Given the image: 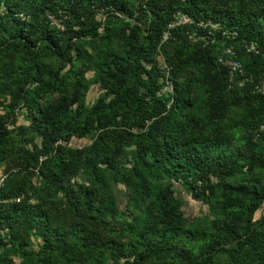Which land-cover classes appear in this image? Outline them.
I'll use <instances>...</instances> for the list:
<instances>
[{"label": "trees", "instance_id": "trees-1", "mask_svg": "<svg viewBox=\"0 0 264 264\" xmlns=\"http://www.w3.org/2000/svg\"><path fill=\"white\" fill-rule=\"evenodd\" d=\"M0 4V264H264V0ZM176 11L235 30L254 80L231 85L219 34L168 29Z\"/></svg>", "mask_w": 264, "mask_h": 264}, {"label": "built area", "instance_id": "built-area-1", "mask_svg": "<svg viewBox=\"0 0 264 264\" xmlns=\"http://www.w3.org/2000/svg\"><path fill=\"white\" fill-rule=\"evenodd\" d=\"M3 11V6L0 4V12ZM21 17L22 14H20ZM51 18V17H50ZM55 23L56 21L53 20ZM194 24L198 28L202 30H207V33L210 36H214L216 33L219 34V39L221 44H219L217 49V62L225 66L228 69V81L231 85L236 87H244L246 82H252L254 80L253 76L246 75L243 70V66L241 62L237 59V53L233 46L226 45L224 42L229 39H235L237 36V32L235 30H230L227 28H223L220 22H216L213 20H194L191 16L182 13L180 11H176L173 15V20L168 24V29H172L179 25H192ZM59 26V24H57ZM197 32V29H194V34ZM169 37V31H165L162 37L161 42L165 41ZM246 52H252L255 54H260V50L257 48L255 43H245L243 45ZM262 58L264 60V54H262ZM165 74V83L163 87L157 92L158 95L162 94H172L173 88L172 83L169 79V67L165 64L162 65ZM253 83V90L256 93L264 94V78L260 77ZM260 130L264 129V122L260 125Z\"/></svg>", "mask_w": 264, "mask_h": 264}, {"label": "rangeland", "instance_id": "rangeland-1", "mask_svg": "<svg viewBox=\"0 0 264 264\" xmlns=\"http://www.w3.org/2000/svg\"><path fill=\"white\" fill-rule=\"evenodd\" d=\"M100 93L98 85H92L88 91L87 102L91 103ZM90 140L88 138L81 139H73L72 145L82 146L89 143ZM174 187L177 190V195L182 199L183 205L182 210L184 214L189 218H194L197 216H203L208 212L207 206L200 201L194 200L190 197L189 193L185 190L184 186L181 182H174ZM116 201L119 204V208L124 210L126 203L124 200L125 197V189L123 187H118V189L114 192Z\"/></svg>", "mask_w": 264, "mask_h": 264}]
</instances>
